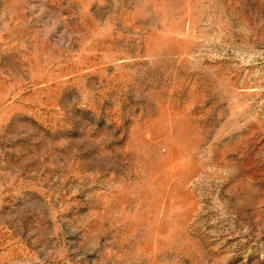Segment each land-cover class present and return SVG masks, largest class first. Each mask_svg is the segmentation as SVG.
<instances>
[{
    "label": "rangeland",
    "instance_id": "374dc122",
    "mask_svg": "<svg viewBox=\"0 0 264 264\" xmlns=\"http://www.w3.org/2000/svg\"><path fill=\"white\" fill-rule=\"evenodd\" d=\"M0 264H264V0H0Z\"/></svg>",
    "mask_w": 264,
    "mask_h": 264
}]
</instances>
